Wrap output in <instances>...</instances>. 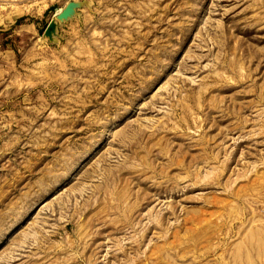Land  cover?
Returning <instances> with one entry per match:
<instances>
[{"label":"rangeland","instance_id":"obj_1","mask_svg":"<svg viewBox=\"0 0 264 264\" xmlns=\"http://www.w3.org/2000/svg\"><path fill=\"white\" fill-rule=\"evenodd\" d=\"M0 264H264V0H0Z\"/></svg>","mask_w":264,"mask_h":264},{"label":"water","instance_id":"obj_2","mask_svg":"<svg viewBox=\"0 0 264 264\" xmlns=\"http://www.w3.org/2000/svg\"><path fill=\"white\" fill-rule=\"evenodd\" d=\"M72 13V5L68 4L66 5L63 9L62 12L59 13L56 17L58 21L66 20L67 18L70 17ZM53 23H49L47 29L45 30V35H49L51 31L53 30Z\"/></svg>","mask_w":264,"mask_h":264},{"label":"bare ground","instance_id":"obj_3","mask_svg":"<svg viewBox=\"0 0 264 264\" xmlns=\"http://www.w3.org/2000/svg\"><path fill=\"white\" fill-rule=\"evenodd\" d=\"M58 11H59V10H58ZM61 12H62V9H61V11H60L59 13H61ZM59 13H58V14H59ZM58 14H57V15H58ZM57 15H56V17H57ZM62 21H64V20H62Z\"/></svg>","mask_w":264,"mask_h":264}]
</instances>
